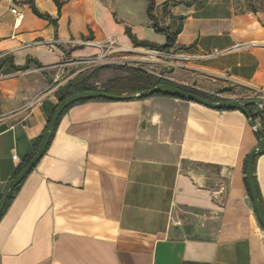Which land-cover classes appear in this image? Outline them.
I'll return each instance as SVG.
<instances>
[{
  "label": "crops",
  "instance_id": "obj_1",
  "mask_svg": "<svg viewBox=\"0 0 264 264\" xmlns=\"http://www.w3.org/2000/svg\"><path fill=\"white\" fill-rule=\"evenodd\" d=\"M58 1L60 9L53 0H0V197L37 152L63 95L132 94L108 85L124 75L95 79L78 61L107 37L158 52L134 47L127 28L138 41L166 44L150 0ZM153 2L158 29L175 34L158 53L174 60L156 80L264 104V7ZM254 121L258 134L240 110L168 96L73 105L0 219V264H264V229L244 184L245 159L264 137V114ZM253 177L264 210V153Z\"/></svg>",
  "mask_w": 264,
  "mask_h": 264
},
{
  "label": "water",
  "instance_id": "obj_2",
  "mask_svg": "<svg viewBox=\"0 0 264 264\" xmlns=\"http://www.w3.org/2000/svg\"><path fill=\"white\" fill-rule=\"evenodd\" d=\"M165 94L175 98H179L182 100H187L191 102L198 103L200 105L210 107L218 110H227V109H237L240 110L249 120V123L254 131V133L258 134L260 132L257 127L254 119L252 118L250 112L247 110V106L254 104L257 106V109L260 113L264 114V104L260 101H244V100H221L219 102H210L205 100L197 95L186 92L180 88H177L170 84H159L149 89L141 90L135 94L131 95H115L108 94L100 91H83L76 93L72 96H69L63 100H61L56 108L54 109L52 116L50 117L47 127L41 137L40 144L37 152L31 158V160L27 163V165L21 170V172L12 179L6 186L2 196L0 197V213L4 207V204L11 192V190L16 187L25 177L26 175L33 169L39 159L42 157L43 153L46 150V147L55 131L56 123L61 112L70 106L79 101L83 100H93V99H109V100H126V99H140L152 96L154 94ZM264 153V137H258L257 147L250 151L247 157V165H246V180L249 189V193L252 199L254 211L256 214V218L260 225L264 228V214L262 212L260 201L258 198L256 185L253 177V161L254 158L258 155Z\"/></svg>",
  "mask_w": 264,
  "mask_h": 264
},
{
  "label": "trees",
  "instance_id": "obj_3",
  "mask_svg": "<svg viewBox=\"0 0 264 264\" xmlns=\"http://www.w3.org/2000/svg\"><path fill=\"white\" fill-rule=\"evenodd\" d=\"M53 1L56 3L57 8L60 9L61 2H59L58 0H53ZM153 1H154V0H150L149 3H148L147 14H148V17L150 18V20L153 21L152 27H153L154 31L157 32V33H160V34H163V35L166 36V44L163 45V46H156V45H153V44H151V43H149V42H147V41H138V40H137V39L131 34V32H130V30H129L128 28L125 30V33H126V34L128 35V37L130 38V40H131V42H132V45H133L134 47H146V48H149V49H151V50H155V51H158V52L166 53V52H168V50L170 49V47H171V45H172V43H173V41H174L175 34L169 35L165 30H160V29H158V27H157V23H156V22L153 20V18H152V9H153V5H154V2H153ZM31 9H32L33 13L36 14L37 16L49 20V17H48V16L39 14V13L36 11V9L34 8V6H33L32 4H31ZM1 62H3V60H1L0 63H1ZM117 68H118V69H121V70H128V69H126L125 67H122V66H117ZM19 69H23V68H16V70H19ZM123 81H124V80H122L121 78L114 79V80L110 81V82L108 83V85L110 86V88H112V87H117V86H119L121 83H123ZM125 81H126V79H125ZM159 84H170V85H173V86H175V87H177V88H180V89H182V90H184V91H186V92H189V93H192V94H194V95H197V96H199V97H201V98H203V99H205V100H208V101H210V102H219V101L222 100V99L217 98V97H213V98H212V97L206 96V95L201 94V93H198L197 91L192 90V89H188V88H183V87L176 86V85L171 84L170 82L165 81V80H162V79H157V80H156V79H153L152 81H150L149 83H147V86H141V85H140V82H139V80H138V76H136V75H134V81L130 82L129 85H128L125 89L127 90V92H130V93H132V94H135V93H137V92H139V91H141V90L149 89V88H152V87H154V86H156V85H159ZM84 90H86V91H94L93 88H85ZM76 92H77V91H76ZM76 92H68L67 94H65V95H63V96L61 97L60 101L63 100V99H65V98H67V97H69V96L74 95ZM105 92H106V93H109V94H114V93H115V92H113L112 90H110V92H107V91H105ZM153 96H168V97H172V96L165 95V94H161V93H159V94H154ZM93 100H108V99H93ZM86 101H90V100H83V101H79V102H76V103H74V104H71L70 106H68L67 108H65V109L61 112L59 118H60V117H61V116H62V115H63V114H64V113L70 108V107H72L73 105H75V104H77V103L86 102ZM255 107H256V106H255L254 104L248 105V106H247V110L251 113V112H252V109L255 108ZM234 110H237V109H234ZM261 116H263L262 113H260V112H256V114H253L252 118L255 119V118H257V117H261ZM59 118H58V120H59ZM57 122H58V121H57ZM40 140H41V138H40ZM40 140H39V142L37 143L36 151L38 150V147H39V144H40ZM50 140H51V139H50ZM49 143H50V141H49ZM49 143H48V145H49ZM48 145H47V147H48ZM47 147H46V149H47ZM32 157H33V156H32ZM32 157H31V158H32ZM247 157H248V156H247ZM247 157H246L245 162H244V174H246ZM31 158L28 160V162L31 160ZM28 162H27V163H28ZM22 182H23V180H22V181H21L16 187H14V188L11 190V192H10V194H9V196H8V198H7L6 202H5V204H4V207H3V209H2V211H1V213H0V219L2 218V216H3L4 213H5V211L7 210L8 206H9V204H10L12 198H13V196L15 195V193L17 192V190L19 189V187H20V185L22 184ZM244 184H245V187H246V189H247V191H248V193H249V189H248V185H247L246 177L244 178ZM255 185H256V183H255ZM256 190H257V194H258V196H259V192H258L257 186H256ZM249 194H250V193H249ZM262 210H263V208H262ZM263 214H264V210H263ZM262 228H263V227H262ZM263 229H264V228H263Z\"/></svg>",
  "mask_w": 264,
  "mask_h": 264
},
{
  "label": "rangeland",
  "instance_id": "obj_4",
  "mask_svg": "<svg viewBox=\"0 0 264 264\" xmlns=\"http://www.w3.org/2000/svg\"><path fill=\"white\" fill-rule=\"evenodd\" d=\"M251 1H255L259 3L260 6L264 7V0H245V5L249 6ZM145 51L146 52L126 51L123 53L113 54L109 56V58H112L113 60L110 64L97 62L80 65L87 67V70L91 71L92 77L95 79L101 77V75H104L107 70L115 71L116 73L118 72V75H124L121 78L124 81L119 85V87H121L123 90L129 85L130 82L134 81V75L138 76L141 86H147V83L156 78V73H165L168 69L167 67H169V65H166L165 63H170L174 59L172 57L158 54L159 52L153 53L147 50ZM117 66L125 67L128 70L118 69ZM66 77V74L60 75L54 84L64 83Z\"/></svg>",
  "mask_w": 264,
  "mask_h": 264
},
{
  "label": "built area",
  "instance_id": "obj_5",
  "mask_svg": "<svg viewBox=\"0 0 264 264\" xmlns=\"http://www.w3.org/2000/svg\"><path fill=\"white\" fill-rule=\"evenodd\" d=\"M13 14L17 16L18 19H21V15L17 12V10H11ZM99 53L95 55V57H88L81 61H78L76 64H92V63H106L110 64L113 60L109 58V56L116 53H123L127 50L122 48L117 40L114 37H107L104 42L100 43L98 46ZM236 48H240L239 45ZM60 75H55L54 82L58 80ZM16 155H13V160H16Z\"/></svg>",
  "mask_w": 264,
  "mask_h": 264
}]
</instances>
